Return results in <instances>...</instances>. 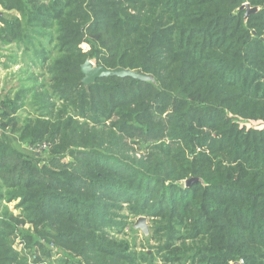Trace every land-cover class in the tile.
<instances>
[{"label":"trees","instance_id":"obj_1","mask_svg":"<svg viewBox=\"0 0 264 264\" xmlns=\"http://www.w3.org/2000/svg\"><path fill=\"white\" fill-rule=\"evenodd\" d=\"M0 6L1 41L30 52L0 129L45 151L0 138V200L21 208L0 217V264H264V0ZM86 59L152 79L84 85ZM123 204L153 253L115 228Z\"/></svg>","mask_w":264,"mask_h":264},{"label":"rangeland","instance_id":"obj_2","mask_svg":"<svg viewBox=\"0 0 264 264\" xmlns=\"http://www.w3.org/2000/svg\"><path fill=\"white\" fill-rule=\"evenodd\" d=\"M11 50H12V53H9L7 55L10 56L12 61H14V62L18 61L19 68L5 70L4 73L0 74V91H3V88L6 87L7 91H10V92L14 93L20 87L21 83H20L19 80L20 79H24V78L27 77V74L20 76L19 72L21 71V69L25 68L24 66L26 65L25 63H26V60L28 59L26 57H28L30 52H28L26 54V56H24V60H25V62H24L23 58L22 59L21 58H17L18 56L22 57L21 53L19 55L20 48L13 46L11 48ZM21 60H22V63H21ZM8 65L10 66L11 62H9ZM37 70H39V69L36 68L34 70V72L38 73ZM29 72H32V70H29ZM3 100H5V99L0 100V102L3 101ZM31 109L32 108L30 107L29 103L26 102L25 105L23 106V108H21L20 111L18 112V115H22L23 116L27 110L31 111ZM238 121H240V120H238ZM240 122H243V121H240ZM11 124L7 125L4 129H0V138L3 139V141L5 143H7L10 147L20 151L21 153H23L27 157H33V154L37 155V154L41 153V154H43V156H41V157L45 158V156H44V154H45L44 152L45 151L43 149V146L42 145H38V144H36V145H28L26 141L20 140L19 136L17 135L18 133L16 131H12ZM247 125L248 126H250V125L259 126L260 124L259 123H250L249 121H246V126ZM18 203H19L18 199H15V200H12V201L0 200V217L4 216V213H5L6 209L13 216H19L21 214V208L19 207ZM119 211H120L119 212L120 216H123V219H121V222H122L121 225H123V226L121 227V226L117 225V226H115V228L123 229L122 233L124 235L120 234V236L123 235V237L125 239H127L129 244H131V245L134 243L133 241L135 240V248L134 249L136 251H141V252L142 251H146L149 254L153 253L154 245H153L152 240L149 239V235H148L149 231H148V233L146 235H144L140 231V229H136L133 232H129L128 227L133 225V223L135 222V220L138 217L135 218V217H133V216L128 214L129 210H128V205H126V204H123L122 205V210H119ZM147 224L149 225V223H147ZM28 226H29L28 224L25 225V227H28ZM13 247L16 250H19V251H22V249H25L24 248V244L21 242V237L20 236L16 237V239L14 241V244H13ZM23 251H26V250H23ZM34 251H35L34 249H32V251H31V253L33 255L32 257H35V255H37V254H33ZM53 252H54V250H53ZM53 252H51V253H53ZM40 257H44V256L41 255ZM42 259H44V258H42ZM50 259H52V258H49V257H48V259L45 258V262L49 263L51 261ZM155 263L161 264L160 261L155 262ZM31 264H35V262L32 261Z\"/></svg>","mask_w":264,"mask_h":264},{"label":"water","instance_id":"obj_3","mask_svg":"<svg viewBox=\"0 0 264 264\" xmlns=\"http://www.w3.org/2000/svg\"><path fill=\"white\" fill-rule=\"evenodd\" d=\"M240 8L245 9L244 17L246 18L250 13H254L258 10V7H252L248 3H243ZM80 71L82 74L81 82L84 85L92 84L96 81V79L104 78V77H131L133 79L139 80H151L152 75L142 73L140 71H134L131 69L125 68H106L103 66H96L94 63L88 59H86L80 65ZM199 181L197 177H190L184 181L185 186H190L192 183ZM133 228L140 229V231L146 235L148 233V224L145 216H139L135 222L133 223ZM234 264H238L235 262Z\"/></svg>","mask_w":264,"mask_h":264},{"label":"crops","instance_id":"obj_4","mask_svg":"<svg viewBox=\"0 0 264 264\" xmlns=\"http://www.w3.org/2000/svg\"><path fill=\"white\" fill-rule=\"evenodd\" d=\"M6 11L0 6V16H2ZM3 26V23L0 22V28ZM15 47L14 44H6L5 42L1 41L0 39V74L4 73L5 70L10 69H17L19 68V63H15L11 60L10 56L7 54L12 53L11 48ZM20 55V51H19ZM11 62V65L9 66L8 63ZM22 63V62H21ZM7 91L6 87L3 88V91H0V100L4 99ZM13 92H11L10 95H12Z\"/></svg>","mask_w":264,"mask_h":264}]
</instances>
